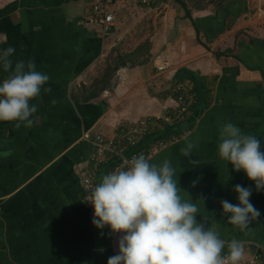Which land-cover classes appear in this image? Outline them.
<instances>
[{"label": "crops", "instance_id": "0c3cea01", "mask_svg": "<svg viewBox=\"0 0 264 264\" xmlns=\"http://www.w3.org/2000/svg\"><path fill=\"white\" fill-rule=\"evenodd\" d=\"M86 7V0H0V50L15 48L13 69L33 60L51 89L31 101L30 125L0 121V264H107L117 254L119 234L91 223L82 172L94 136L141 119L155 122L153 133L124 144L126 155L171 161L197 220L243 243L238 264L264 259V189L253 187L250 201L262 214L248 229L229 224L221 201L238 203L234 186L253 182L218 155L226 122L264 147V0H156L123 12L107 38L84 23ZM8 74L0 69V79ZM181 84L192 104L169 125L163 118L176 114ZM188 142L195 147L185 156Z\"/></svg>", "mask_w": 264, "mask_h": 264}, {"label": "clouds", "instance_id": "9594fccd", "mask_svg": "<svg viewBox=\"0 0 264 264\" xmlns=\"http://www.w3.org/2000/svg\"><path fill=\"white\" fill-rule=\"evenodd\" d=\"M14 47L0 50V69L9 73L0 79V121H15L17 128L30 125L37 105L31 103L44 92L50 77L37 70L31 59L16 62ZM218 155L243 171L253 186H234L238 203L222 200L229 224L241 231L262 214L250 197L253 187L264 189V147L256 136L226 122L219 131ZM195 144L181 151L188 156ZM171 161L152 163L144 154L133 156L124 168H117L96 184L87 199L94 209L91 223L119 234L118 252L107 264H238L244 255L243 243L236 238L226 242L212 227L197 220L198 207L180 195ZM227 243V255H223Z\"/></svg>", "mask_w": 264, "mask_h": 264}, {"label": "built area", "instance_id": "2783aa9c", "mask_svg": "<svg viewBox=\"0 0 264 264\" xmlns=\"http://www.w3.org/2000/svg\"><path fill=\"white\" fill-rule=\"evenodd\" d=\"M156 0H86L87 7L84 10L83 18L84 23L97 28L102 38H107L111 34L116 24L123 20L121 14L125 11L144 10L150 8ZM158 60V59H157ZM157 67L158 71L162 72L166 69L164 61L159 60ZM123 71L116 72V77L121 79ZM177 92L181 94L177 98L179 108L174 116H167L163 118L164 123L174 124L179 121L184 114L188 113L189 107L192 104L191 99L186 100L183 91V85H178ZM155 122L151 119H141L136 123L122 124L120 128L110 137L102 135L94 136L90 141L93 146V151L89 157V168L82 172V186L86 193L87 199L90 195L92 188L100 182L98 172L101 167L106 163L110 164L107 173L117 169L124 168L126 162L132 156L126 155L127 144L129 147H135L142 138L146 137L152 132ZM106 173V174H107ZM231 264V262H229ZM244 264H264V259L261 256L255 257L252 261Z\"/></svg>", "mask_w": 264, "mask_h": 264}, {"label": "rangeland", "instance_id": "374dc122", "mask_svg": "<svg viewBox=\"0 0 264 264\" xmlns=\"http://www.w3.org/2000/svg\"><path fill=\"white\" fill-rule=\"evenodd\" d=\"M132 32H133V31H132ZM111 75H112V74H111V72L109 71V78H111V77H112ZM109 78H108V79H109Z\"/></svg>", "mask_w": 264, "mask_h": 264}, {"label": "trees", "instance_id": "16d2710c", "mask_svg": "<svg viewBox=\"0 0 264 264\" xmlns=\"http://www.w3.org/2000/svg\"><path fill=\"white\" fill-rule=\"evenodd\" d=\"M152 133H153V131H152L151 133H149V134L147 135V137L151 136V135H152Z\"/></svg>", "mask_w": 264, "mask_h": 264}]
</instances>
